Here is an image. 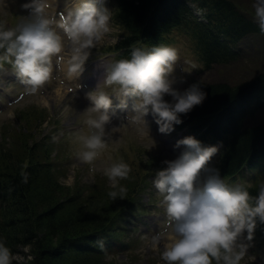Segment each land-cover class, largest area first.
<instances>
[{"label":"clouds","instance_id":"1","mask_svg":"<svg viewBox=\"0 0 264 264\" xmlns=\"http://www.w3.org/2000/svg\"><path fill=\"white\" fill-rule=\"evenodd\" d=\"M73 6L57 15H50L49 0H24L20 5L29 13L14 26L0 21V73L5 63L19 78L24 90L20 97L36 93L50 80L53 57L64 49V37L72 42L73 54L68 73L78 76L91 49L111 31L112 11L107 0H68ZM252 19L264 33V0H252ZM177 49L170 45H154L151 49L135 46L130 58L105 63V74L98 86L86 93L91 101L86 108L88 131L76 136L77 158L96 171L95 161L108 148L111 130L109 109L112 95L126 106L128 97H135L133 120L141 134L149 133L146 117L151 114L161 133H171L182 123V115L201 104L206 92L200 83L186 88L176 85L184 80L174 74ZM118 86L112 94L100 84ZM170 97V98H166ZM154 141V140H153ZM155 144V141L153 145ZM184 146L174 159L155 170L152 183L161 197L165 218L151 236L152 246L161 248L165 264H241L252 247L258 223H264V180L258 183V193L252 195L245 183L229 184L220 170L209 162L219 151V145H204L189 134L177 139L174 147ZM131 165L123 159L113 161L103 169L110 187L108 196L123 199L128 191L121 180L128 178ZM24 183L29 173L22 170ZM104 248V241H97ZM20 252L13 250L0 237V264H29L34 259L32 245L24 244Z\"/></svg>","mask_w":264,"mask_h":264},{"label":"trees","instance_id":"2","mask_svg":"<svg viewBox=\"0 0 264 264\" xmlns=\"http://www.w3.org/2000/svg\"><path fill=\"white\" fill-rule=\"evenodd\" d=\"M117 2L114 21L123 31L122 38L107 48L117 53L116 60L130 58L132 47L151 49L161 45L172 31L184 28L204 67L212 69L235 62L237 56L231 45L260 33L258 25L233 0ZM193 4L203 9L205 22L191 12ZM194 82L200 83L206 97L190 112L181 114L183 122L177 128L204 143L223 142L215 167L226 180H235L236 176L243 179L244 174L254 172L248 188L256 195L259 181L264 180V122L247 125L246 119L264 108V73L237 84ZM15 132L25 145L22 155L14 145L8 148L6 142L0 144V237L6 239L13 252H20V246L30 243L34 259L29 264H107L113 246L109 245L111 236L123 229L120 224L126 213L141 210L136 191L141 183L139 176L132 170L133 183L129 184V177L121 180L128 191L123 199L116 200L108 196L110 186L102 176L92 185L80 180L74 186L64 185L49 157L51 145L34 142L28 131ZM141 158L143 169L152 170ZM22 170L29 173L27 183L23 182ZM255 234L264 244V223H258ZM100 239L104 248L97 244Z\"/></svg>","mask_w":264,"mask_h":264},{"label":"rangeland","instance_id":"3","mask_svg":"<svg viewBox=\"0 0 264 264\" xmlns=\"http://www.w3.org/2000/svg\"><path fill=\"white\" fill-rule=\"evenodd\" d=\"M233 1L252 16L254 11L252 0ZM23 2L24 0H0V21L6 22L8 26H14L20 22L23 16L29 13L28 9L20 6ZM49 3L48 14L57 15L59 18V11L65 9L63 2L49 0ZM112 3L113 0H107V6L112 11L111 31L91 49L83 71L78 76L68 73L74 45L59 28L57 31L64 37V49L58 54L62 59H57V56L53 57L52 76L36 93L24 95L17 101L24 90V85L12 70V66L5 63L0 73V144L3 145L6 142L8 148L14 145L18 153L22 155L25 145L18 140L19 134L15 132L17 130L28 131L35 140L34 142L50 144V160L55 163L60 181L67 186H74L76 180H80L85 185H92L99 176L105 177L110 186L108 178L103 174L104 167L120 159L129 163L133 172L141 180L136 190L140 195L141 210L130 214L120 224L121 228L125 229H118L116 235L111 236L117 238L118 244L122 243L123 246L111 249L112 255L107 264H165L160 256L162 249L153 247L151 241V236L159 230L165 218L164 208L160 205L161 197L152 183V177L155 170L166 166L162 163L165 159H174L180 154L184 146L174 147V145L177 139L189 133L176 128L171 133H161L154 118L149 114L146 117L149 133L141 134L139 126L133 120L136 98L128 97L126 106H121L120 99L113 94V104L109 109L111 121L107 126L108 130H111V139L108 148L95 161L96 171L90 173V165L80 161L75 155L76 136L88 131L86 108L91 101L86 93L102 82L105 67L97 71L101 70L100 76L95 70L99 68V64L108 60V58L100 60L106 56L104 50L119 42L123 32L112 21L115 12ZM167 45L176 48L178 52L174 74L185 78L176 85L181 89L188 87L193 80L237 84L264 71V33L247 36L240 42L241 54L237 61L229 65H215L210 70L200 65L201 63L193 52L192 40L183 30L175 31L169 36ZM100 87L112 94L118 86L101 83ZM263 122L264 109L255 117L246 120L247 125ZM12 136L16 137L15 142H12ZM34 142L33 149H35ZM215 155L209 162L213 166L217 161ZM23 156H26L25 152ZM29 156L33 154L29 153ZM141 157L147 166L152 167V170L143 169ZM129 178V184L133 183V177L129 176ZM103 202L108 203L106 200ZM241 264H264V244L256 234L253 237L252 247L249 248Z\"/></svg>","mask_w":264,"mask_h":264}]
</instances>
